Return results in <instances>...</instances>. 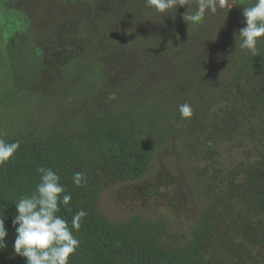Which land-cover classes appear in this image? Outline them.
Here are the masks:
<instances>
[{"label": "rangeland", "instance_id": "obj_1", "mask_svg": "<svg viewBox=\"0 0 264 264\" xmlns=\"http://www.w3.org/2000/svg\"><path fill=\"white\" fill-rule=\"evenodd\" d=\"M239 2L219 0L217 11L189 21L202 0H177L162 16L146 0H0V139L70 136L95 112L131 120L133 133L154 146L149 168L105 186L97 210L114 223L141 219L162 248L187 246L204 211H217L211 201L230 196L223 186L208 191L204 170L228 178L257 155L252 110L237 103L234 85L253 57L239 48L246 26ZM183 103L191 118L181 117ZM226 107L238 126L207 153L203 126Z\"/></svg>", "mask_w": 264, "mask_h": 264}, {"label": "trees", "instance_id": "obj_2", "mask_svg": "<svg viewBox=\"0 0 264 264\" xmlns=\"http://www.w3.org/2000/svg\"><path fill=\"white\" fill-rule=\"evenodd\" d=\"M245 69L251 72L250 76H241ZM263 76L264 55L260 54L241 63L234 77L237 103L247 104L248 111L252 110L247 120L252 122L248 135L253 142H259L257 155L234 166L228 178L219 177L214 168L212 172L204 170L207 190L212 192L223 186L230 196L222 193L211 201L217 211H204L192 240L181 248L160 247L139 218L125 224L114 223L97 210V198L105 186L116 181H135L149 168L154 146L133 133L131 120L95 112L80 131L70 136L53 135L42 140L17 135L9 139L8 143L19 142V148L10 161L0 165V214L3 213L8 231L7 246L0 249V264H27L14 253L16 231L12 220L17 214V200L35 192L39 167L57 172L60 183L71 194L69 205H61L58 213L70 229L76 212L83 209L87 213L79 231L73 232L80 245L70 256L69 264H264ZM240 78L244 79L242 83ZM229 89L231 85L222 91L228 93ZM235 113L226 107L209 127L203 126L204 139L200 144L204 151L210 153L218 140L232 135L233 127L238 126ZM207 128L210 130L205 131ZM76 172L86 174V184H73Z\"/></svg>", "mask_w": 264, "mask_h": 264}, {"label": "clouds", "instance_id": "obj_3", "mask_svg": "<svg viewBox=\"0 0 264 264\" xmlns=\"http://www.w3.org/2000/svg\"><path fill=\"white\" fill-rule=\"evenodd\" d=\"M149 7L161 16L170 9L177 8V0H146ZM227 3V0H225ZM203 6L195 15H189V21H199L203 12H215L220 6L219 0H202ZM243 5V17L246 26L239 31L237 40L239 48L252 56L258 52V44L264 42V0H253ZM225 6L224 11L230 10ZM185 16V15H184ZM184 19V17H183ZM182 118H191L193 110L190 104L183 103L178 109ZM19 148V142L6 143L0 139V165L10 161ZM39 183L30 196H22L15 203L16 215L12 220L16 237L13 244L14 253L24 258L27 264H69L70 256L74 255L80 241L73 235L81 227V221L87 213L81 209L72 217L71 229L68 222L61 218V205L68 206L71 194L60 183V176L52 168L39 167ZM72 182L80 187L87 183L86 174L76 172ZM68 211H71L69 208ZM8 231L5 218L0 214V249L6 245Z\"/></svg>", "mask_w": 264, "mask_h": 264}]
</instances>
